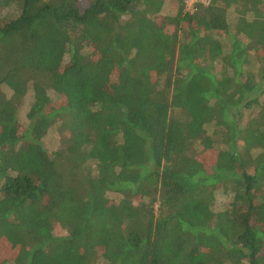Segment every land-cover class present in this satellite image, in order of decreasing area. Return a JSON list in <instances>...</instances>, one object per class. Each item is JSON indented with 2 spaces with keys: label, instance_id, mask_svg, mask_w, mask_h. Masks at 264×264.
<instances>
[{
  "label": "trees",
  "instance_id": "16d2710c",
  "mask_svg": "<svg viewBox=\"0 0 264 264\" xmlns=\"http://www.w3.org/2000/svg\"><path fill=\"white\" fill-rule=\"evenodd\" d=\"M187 1L0 0V264H264V0Z\"/></svg>",
  "mask_w": 264,
  "mask_h": 264
},
{
  "label": "rangeland",
  "instance_id": "374dc122",
  "mask_svg": "<svg viewBox=\"0 0 264 264\" xmlns=\"http://www.w3.org/2000/svg\"><path fill=\"white\" fill-rule=\"evenodd\" d=\"M197 3L207 4V3H209V0H188L186 2V11H193ZM176 10H177L176 5L170 4V2H166V5H165L161 15L172 16L171 14L175 13ZM233 16L234 15H231V17H233ZM173 31H174V26H169L168 32L172 33ZM30 106H31V99H30V96H28V98L25 101L23 111L21 112L22 118H25L26 111H28ZM59 141H60V137L58 135V131L54 130L46 138L45 144L47 147L48 146L57 147L58 146L57 144L59 143ZM206 159H207L208 165H213V163L215 161V157L213 155L210 157H207ZM219 200H220V202H227L228 203L229 198L220 197ZM55 233H56V235H59V236H64L66 234V232L61 230V229H57ZM3 259H4L3 257H0V260H3Z\"/></svg>",
  "mask_w": 264,
  "mask_h": 264
}]
</instances>
